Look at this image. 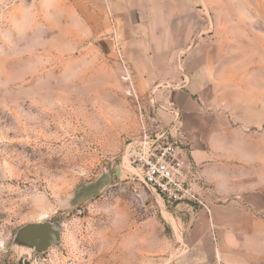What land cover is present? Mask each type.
<instances>
[{"label": "rangeland", "instance_id": "374dc122", "mask_svg": "<svg viewBox=\"0 0 264 264\" xmlns=\"http://www.w3.org/2000/svg\"><path fill=\"white\" fill-rule=\"evenodd\" d=\"M196 10V54L264 103V0H197ZM107 19L80 0H0V264H219L198 222L200 169L161 117L180 121L167 101L175 86L156 79L141 94ZM165 60L136 70L168 73ZM176 67L183 86L182 54ZM145 134L181 148L200 202L142 183L129 151ZM44 222L62 229L60 246L15 245L22 227Z\"/></svg>", "mask_w": 264, "mask_h": 264}, {"label": "crops", "instance_id": "0c3cea01", "mask_svg": "<svg viewBox=\"0 0 264 264\" xmlns=\"http://www.w3.org/2000/svg\"><path fill=\"white\" fill-rule=\"evenodd\" d=\"M80 1L108 18L102 27L116 33L114 41L122 58L133 64L141 94L156 79L175 86L167 101L180 113V121L174 123L170 111L157 112H162L165 126H172L167 135L189 149L200 169L202 189L197 191L205 207L198 222H207L214 262L264 264V103H252L250 89L233 88L228 72L196 54L204 29L197 0ZM181 54L187 72L183 86L176 71ZM164 59L171 64L168 73L136 70V64L143 68Z\"/></svg>", "mask_w": 264, "mask_h": 264}, {"label": "built area", "instance_id": "2783aa9c", "mask_svg": "<svg viewBox=\"0 0 264 264\" xmlns=\"http://www.w3.org/2000/svg\"><path fill=\"white\" fill-rule=\"evenodd\" d=\"M179 117V113H175ZM165 135L149 137L145 134L137 153L129 155L140 172L142 183L154 193L168 200H189L196 198L194 180L199 174L186 162V155L175 143H165Z\"/></svg>", "mask_w": 264, "mask_h": 264}, {"label": "water", "instance_id": "95a60500", "mask_svg": "<svg viewBox=\"0 0 264 264\" xmlns=\"http://www.w3.org/2000/svg\"><path fill=\"white\" fill-rule=\"evenodd\" d=\"M15 245L43 254L62 243V229L49 222L31 223L22 227L15 237Z\"/></svg>", "mask_w": 264, "mask_h": 264}]
</instances>
